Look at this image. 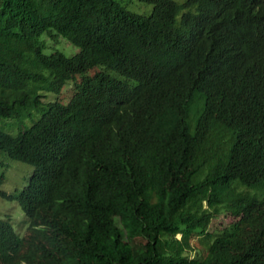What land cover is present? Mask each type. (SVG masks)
I'll use <instances>...</instances> for the list:
<instances>
[{
    "label": "trees",
    "instance_id": "1",
    "mask_svg": "<svg viewBox=\"0 0 264 264\" xmlns=\"http://www.w3.org/2000/svg\"><path fill=\"white\" fill-rule=\"evenodd\" d=\"M140 1L0 0V264H264V0Z\"/></svg>",
    "mask_w": 264,
    "mask_h": 264
},
{
    "label": "rangeland",
    "instance_id": "2",
    "mask_svg": "<svg viewBox=\"0 0 264 264\" xmlns=\"http://www.w3.org/2000/svg\"><path fill=\"white\" fill-rule=\"evenodd\" d=\"M125 10L128 12L142 16L148 17L152 12V5L141 2L140 0H116ZM177 3H182L184 0H174ZM45 35L41 37V41L45 43L44 53L51 54L53 52H60L64 54L66 57H71L76 55L79 52V49L73 45H71L68 41L64 38L59 37L54 41H50L49 39H45ZM48 38V37H47ZM72 87L70 85L63 88L61 92V96L58 98L60 102L66 104L71 98ZM191 117H195V112ZM194 124V121H191ZM9 122H0V128L2 127L3 130L15 136L16 130L12 132H8L5 127L6 124ZM9 161V162H8ZM4 165L7 164V167L4 168L5 172V181L1 190L8 195L16 194L19 190L26 186L28 183L29 177L32 174L33 168L29 165H26L21 162L8 160V158H3ZM7 216V217H6ZM0 218L6 219L11 223L12 228L14 229L15 233L18 234L20 237L24 234L26 229L29 226L28 220L24 216L22 210L20 209L19 205L16 202H9L6 200L0 199ZM233 220L232 217L229 215H218L215 217L210 225H209V232H213L215 230H222ZM177 238H180L177 236Z\"/></svg>",
    "mask_w": 264,
    "mask_h": 264
},
{
    "label": "clouds",
    "instance_id": "3",
    "mask_svg": "<svg viewBox=\"0 0 264 264\" xmlns=\"http://www.w3.org/2000/svg\"><path fill=\"white\" fill-rule=\"evenodd\" d=\"M26 219H27V218H26ZM28 227H29V226H28ZM27 229H28V228H27ZM27 229H26V231H27ZM13 230H14V229H13ZM26 231L24 232V234H27ZM14 232H15V231H14ZM24 234L22 235V237H20L18 234H17V235H18L20 238H23V237L25 236Z\"/></svg>",
    "mask_w": 264,
    "mask_h": 264
}]
</instances>
